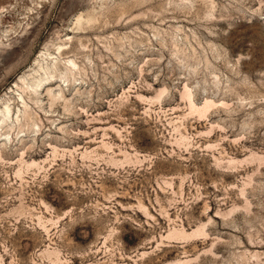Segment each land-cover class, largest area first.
Segmentation results:
<instances>
[{
  "label": "rangeland",
  "instance_id": "rangeland-1",
  "mask_svg": "<svg viewBox=\"0 0 264 264\" xmlns=\"http://www.w3.org/2000/svg\"><path fill=\"white\" fill-rule=\"evenodd\" d=\"M0 134V264H264V0H0Z\"/></svg>",
  "mask_w": 264,
  "mask_h": 264
},
{
  "label": "bare ground",
  "instance_id": "bare-ground-1",
  "mask_svg": "<svg viewBox=\"0 0 264 264\" xmlns=\"http://www.w3.org/2000/svg\"><path fill=\"white\" fill-rule=\"evenodd\" d=\"M57 49H58V51L59 50H61L60 52H59V56H61V55H63L64 54V52L62 51L63 50V48H61V46H58L57 47ZM60 60V59H59ZM66 62V61H65ZM64 62V64L62 65L61 63H62V61H61V63H59L58 61H57V59L55 58V60H54V62L52 63V65L51 66H48L47 67V70L45 69L44 70V72H43V74H44V76H43V78H41L37 83H35L36 84V87L38 88V86L39 87H42V85L44 84V83H47V82H50V80H51V78H52V76L54 75V73H55V71H56V67H57V65H58V63L59 64H61L60 66H62L63 67V69H64V72H63V74L66 76V77H72V78H74V75H75V73H78V71L79 70H81L80 69V66L74 61V59H70V60H68V63H65ZM61 74V73H60ZM64 75H63V77H64ZM22 78V77H21ZM20 78V79H21ZM19 79V80H20ZM23 82V81H22ZM23 89V88H22ZM24 89H28V86H27V88H25L24 87ZM24 91H26V90H24ZM36 92V91H35ZM163 92H165V89H163V90H160L159 91V94L161 95V94H163ZM27 93L28 94H30V91H27ZM160 95H158V96H160ZM186 98H188L187 100H189V102L192 104V106H194L193 105V103H192V99H190V96H191V94H190V92L189 91H187L186 90ZM159 98V97H158ZM53 99V98H52ZM209 103V101L207 100V101H205L204 102V104L205 103ZM23 103H25L24 102V100H23ZM211 103V102H210ZM211 105V104H210ZM191 106V107H192ZM207 106V107H206ZM206 107V108H205ZM210 107V106H209ZM203 108H205V109H203ZM208 108V105L207 104H205V106H203L202 107V109L200 108H197V110L198 111H200V110H208L207 109ZM195 111H196V109H195V107L193 108ZM192 109V110H193ZM6 110H7V108H6ZM26 110V109H25ZM202 111H201V113H202ZM200 113V112H199ZM198 114V113H197ZM24 115L25 116H28V112L26 111H24ZM200 115V114H199ZM202 116V115H201ZM181 134V133H180ZM1 135V134H0ZM183 135V134H182ZM180 138H181V140H183V139H185V136H184V138H182V136H180ZM187 138V137H186ZM180 140V139H179ZM181 142V141H180ZM126 154V153H125ZM125 157H127V156H125ZM126 159V158H125ZM231 161V160H230ZM27 166V165H26ZM198 229V228H197ZM194 231V230H193ZM192 231V232H193ZM196 231V230H195ZM184 232V231H183ZM182 232V233H183ZM194 233V232H193ZM197 233V232H196ZM180 234V233H179ZM195 234V233H194ZM186 235H187V233H186ZM189 235V234H188ZM180 236V235H179ZM182 236H184L183 234H182ZM54 255H55V253H54ZM188 262V261H187Z\"/></svg>",
  "mask_w": 264,
  "mask_h": 264
}]
</instances>
